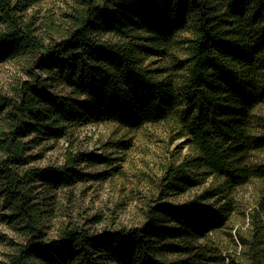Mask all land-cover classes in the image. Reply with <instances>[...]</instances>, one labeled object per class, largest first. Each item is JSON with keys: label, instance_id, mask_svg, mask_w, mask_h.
Instances as JSON below:
<instances>
[{"label": "trees", "instance_id": "16d2710c", "mask_svg": "<svg viewBox=\"0 0 264 264\" xmlns=\"http://www.w3.org/2000/svg\"><path fill=\"white\" fill-rule=\"evenodd\" d=\"M69 28L44 47L0 0V62L23 61L25 79L0 93V198L25 243L14 264H262L264 228L235 231L239 255L196 241L222 227L229 209L195 200L157 201L140 226L90 233L64 227L45 240L36 182L68 185L80 155L63 164L20 170L23 134L73 139L94 118L125 137L166 122L188 138L189 156L167 187L194 184L189 160L239 187L264 177V0H73ZM168 64L161 70L145 58ZM62 85L53 91L49 83ZM64 91V92H63ZM115 149H123L116 143ZM104 163V162H103Z\"/></svg>", "mask_w": 264, "mask_h": 264}, {"label": "rangeland", "instance_id": "374dc122", "mask_svg": "<svg viewBox=\"0 0 264 264\" xmlns=\"http://www.w3.org/2000/svg\"><path fill=\"white\" fill-rule=\"evenodd\" d=\"M18 21L29 25L44 47L56 42L69 28L68 15L73 0H9ZM168 64L159 58H145L144 65L161 70ZM23 61L0 62V93L11 95V90L25 79ZM53 91L64 90L57 83H49ZM64 92V91H63ZM255 113L264 115V105ZM166 122L147 124L125 137L112 135L111 127L98 124L94 118L81 126L73 139L47 140L33 134H23L27 144V168L58 167L63 164L66 150L80 155L72 167L77 177L68 185L54 182H36L31 193L42 216L45 240L54 238L64 227H77L90 233L104 228L140 226L147 209L161 200L183 204L195 200L199 204H213L229 209L224 225L198 244L209 243L225 254L239 255L235 231L256 225L255 214L264 228V177L255 178L239 187H227L223 180L202 165L189 160L187 171L194 184L167 187L169 175L188 157V138H175ZM123 149H115V144ZM254 162H264V148L253 153ZM104 162V163H103ZM21 225L13 223L2 207L0 198V264H14L16 252L25 243ZM264 255V237H263ZM264 264V257L262 260Z\"/></svg>", "mask_w": 264, "mask_h": 264}]
</instances>
